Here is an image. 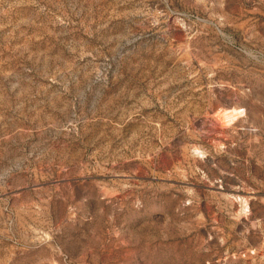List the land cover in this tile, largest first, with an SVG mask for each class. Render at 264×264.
I'll return each mask as SVG.
<instances>
[{"label":"rangeland","instance_id":"374dc122","mask_svg":"<svg viewBox=\"0 0 264 264\" xmlns=\"http://www.w3.org/2000/svg\"><path fill=\"white\" fill-rule=\"evenodd\" d=\"M0 264H264V0H0Z\"/></svg>","mask_w":264,"mask_h":264}]
</instances>
